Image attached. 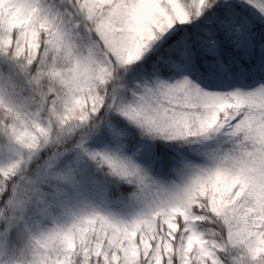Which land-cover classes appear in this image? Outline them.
Segmentation results:
<instances>
[{
    "label": "snow or ice",
    "instance_id": "1",
    "mask_svg": "<svg viewBox=\"0 0 264 264\" xmlns=\"http://www.w3.org/2000/svg\"><path fill=\"white\" fill-rule=\"evenodd\" d=\"M0 264H264V0H0Z\"/></svg>",
    "mask_w": 264,
    "mask_h": 264
}]
</instances>
